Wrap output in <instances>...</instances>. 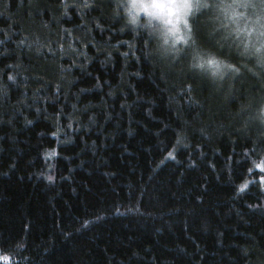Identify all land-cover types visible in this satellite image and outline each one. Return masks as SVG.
Segmentation results:
<instances>
[{"label":"trees","instance_id":"trees-1","mask_svg":"<svg viewBox=\"0 0 264 264\" xmlns=\"http://www.w3.org/2000/svg\"><path fill=\"white\" fill-rule=\"evenodd\" d=\"M127 1L0 0V264H264V70L222 10L213 79Z\"/></svg>","mask_w":264,"mask_h":264},{"label":"clouds","instance_id":"clouds-1","mask_svg":"<svg viewBox=\"0 0 264 264\" xmlns=\"http://www.w3.org/2000/svg\"><path fill=\"white\" fill-rule=\"evenodd\" d=\"M123 7L127 13L128 22L133 27L148 29L157 37L161 50L176 54L182 51L178 45L182 43L179 37L186 30L187 9L181 0H128ZM141 13L144 14L143 22H141ZM237 13L238 15L230 17L229 21L234 24L231 31L235 34L238 45L249 48L255 54H264V7L261 6V10L252 18L243 12L237 11ZM257 50H259L258 53ZM200 55L205 57L203 67L194 66L199 58L192 53L191 68L206 72L213 79H222L227 72L231 71L226 62L217 68L214 64L207 63L208 54L200 53Z\"/></svg>","mask_w":264,"mask_h":264},{"label":"snow or ice","instance_id":"snow-or-ice-1","mask_svg":"<svg viewBox=\"0 0 264 264\" xmlns=\"http://www.w3.org/2000/svg\"><path fill=\"white\" fill-rule=\"evenodd\" d=\"M181 2H183L186 5V30L183 33V35L181 37H179V39L182 41V43L184 45L189 46L192 49V53H195L196 56L199 58L198 62L194 65L196 67H203V62L205 60V57L200 55L201 50L198 49L197 47V41L199 38V32H198V28L193 24L190 23L189 21V15L188 13H191L193 15V18H195V13L199 12L201 9H207L209 7H214L217 9L222 10V12L225 15V18L229 19L232 16H236L238 15L236 9L240 8V7H244L247 8L249 6L252 7H256V3L251 2L250 5V0H233L232 3H218V4H214V5H209L206 2H202V0H181ZM88 6V5H85ZM262 7H264V4L261 5ZM231 35V32L229 33V36ZM225 39H227V37H225ZM219 43V42H218ZM221 47H224L223 44L220 45ZM237 47H239V45H237ZM259 52V50H257V53ZM221 55H224L223 53H221ZM242 56H255L256 58V63L257 65L260 66L261 70H264V54H255L253 53L249 48H243V51L241 52ZM225 60L223 59H219L216 55L214 54H208L207 57V63L209 64H214L217 68H219L221 66L222 63H224ZM227 67L229 69H231V71L233 73H240L241 69L239 67H237L235 64H231V63H227ZM251 70V69H250ZM256 75H259V73H256ZM9 79L12 80L14 79L13 76H9ZM191 87V86H189ZM260 117L261 119H264V107L261 108L260 110ZM53 136H56V132L52 133ZM178 143L180 142L179 139L177 141ZM56 150L52 149L51 151L45 153L46 156H55ZM169 157H173V153L169 152L168 153ZM257 167H261L264 168V165H258ZM249 171H251V169H249ZM47 179L49 181H51L53 179L52 176H48ZM262 180H264V177H261ZM248 181H246L244 184H242L240 186L239 190H243L248 186ZM89 223V221L85 220L84 224L87 225ZM0 259H4L7 260V257H0Z\"/></svg>","mask_w":264,"mask_h":264},{"label":"rangeland","instance_id":"rangeland-1","mask_svg":"<svg viewBox=\"0 0 264 264\" xmlns=\"http://www.w3.org/2000/svg\"><path fill=\"white\" fill-rule=\"evenodd\" d=\"M128 2V1H127ZM140 16H141V18H143V20H144V14L143 13H141L140 14Z\"/></svg>","mask_w":264,"mask_h":264}]
</instances>
